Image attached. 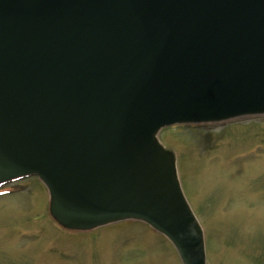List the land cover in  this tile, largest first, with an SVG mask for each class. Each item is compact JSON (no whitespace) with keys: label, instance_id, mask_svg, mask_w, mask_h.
I'll return each mask as SVG.
<instances>
[{"label":"water","instance_id":"water-1","mask_svg":"<svg viewBox=\"0 0 264 264\" xmlns=\"http://www.w3.org/2000/svg\"><path fill=\"white\" fill-rule=\"evenodd\" d=\"M264 114V0H0V181L68 228L132 218L183 264L202 225L157 132Z\"/></svg>","mask_w":264,"mask_h":264},{"label":"rangeland","instance_id":"rangeland-1","mask_svg":"<svg viewBox=\"0 0 264 264\" xmlns=\"http://www.w3.org/2000/svg\"><path fill=\"white\" fill-rule=\"evenodd\" d=\"M204 229L207 264H264V115L160 129ZM0 196V264H183L141 220L68 229L38 177ZM11 186V185H10Z\"/></svg>","mask_w":264,"mask_h":264},{"label":"flooded vegetation","instance_id":"flooded-vegetation-1","mask_svg":"<svg viewBox=\"0 0 264 264\" xmlns=\"http://www.w3.org/2000/svg\"><path fill=\"white\" fill-rule=\"evenodd\" d=\"M12 181L11 180H6V181H3L0 183V188H5V187H8L9 185H11L12 183H10ZM6 191H11V190H6Z\"/></svg>","mask_w":264,"mask_h":264}]
</instances>
